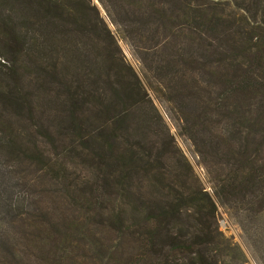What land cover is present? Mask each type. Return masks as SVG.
Instances as JSON below:
<instances>
[{
    "label": "rangeland",
    "instance_id": "374dc122",
    "mask_svg": "<svg viewBox=\"0 0 264 264\" xmlns=\"http://www.w3.org/2000/svg\"><path fill=\"white\" fill-rule=\"evenodd\" d=\"M59 1L0 0V264H128L147 227L155 231L148 252L153 260L264 264V213L252 223L245 212L219 206L192 147L175 127L177 117L196 121L195 143L205 150L211 139L216 146L223 137L218 133L224 134V127L249 109L246 105L238 112L223 99L216 81L220 76L214 73V68L221 69L210 55L213 47L190 33L196 28L193 15L182 24L186 17L176 2L132 0L165 19L148 33L149 40L159 41L160 54L182 46L185 54H196L199 48L210 58L193 66L201 71L197 79L186 78L184 102L171 105L173 112L145 86L134 49L117 38L98 0H85L89 8L83 14L81 5L55 8ZM103 1L114 19L123 18L121 0ZM188 1L192 7L203 6L209 16L216 1L226 17L246 8L253 11V0ZM46 8L52 9L48 16L23 22L22 17ZM15 22L20 23L6 28ZM133 41L148 47L138 37ZM130 104L140 106L138 119L149 146L119 141L51 154L38 138V112L44 111V121H54L73 108L107 112ZM250 110L256 119V111ZM224 139L225 134L217 151L223 159L234 160L239 142ZM134 154L176 162L188 182V194L169 197L149 214L126 211L119 163Z\"/></svg>",
    "mask_w": 264,
    "mask_h": 264
},
{
    "label": "trees",
    "instance_id": "16d2710c",
    "mask_svg": "<svg viewBox=\"0 0 264 264\" xmlns=\"http://www.w3.org/2000/svg\"><path fill=\"white\" fill-rule=\"evenodd\" d=\"M128 1L130 0H121L123 18L114 19L105 1L98 0L114 26L117 38L134 49L145 86L160 103L170 106L169 110L173 111L171 105L184 102L183 97L187 94L184 85L186 78L197 79L198 69L201 71V68L193 69V66L207 63L210 58L206 54L202 55L199 48L196 54H185L182 46L172 48L170 53L166 51L165 55L160 54L161 46L157 45L159 41L149 40L148 33L152 28L156 30L163 26L165 19L142 9L132 0L131 3ZM171 2H176L181 17H186L182 19L185 21L182 24H187L190 21L187 17L193 15L196 28L190 33L197 35L201 43L205 42L213 47L210 54L214 58L212 61L227 76L224 78L221 70L214 68V73L220 76L216 81L221 95H225L223 99L234 105L238 112L246 105L249 107L248 111L239 113L241 119H229L231 122L224 127V141L230 144L232 138H237L239 142L235 141V144L241 151H236L234 160L223 159L217 151L222 143L220 140L224 137L220 132L218 134L223 137L219 138L216 146V140L211 139L205 150L199 149L195 143L198 132L196 129L199 127L196 121L190 122L177 117L175 127L178 135L192 147L218 205L243 211L246 218L255 223L264 213V120L260 119L264 117V0L252 1V13L246 8L233 17L223 15L220 1L212 3L214 15L210 16L203 6L192 7L188 0ZM230 2L235 4L236 1ZM80 5L83 14L89 8L85 0H61L54 7L64 11ZM51 12V8H46L22 17V20L26 22L33 17H46ZM157 12L162 13L158 8ZM258 13L260 19H257ZM152 18L155 20L149 29L148 24ZM12 20L14 19H5V22ZM19 23L7 24L6 28L16 27ZM136 37L141 43L147 41L145 44L148 47H139L133 41ZM165 48L166 46L163 47V52ZM195 88L196 86L191 90ZM251 108L256 111V119L251 118ZM235 109L229 113L232 114ZM139 112L140 106L137 104L121 105L107 112L85 106L73 108L68 113H63L64 115L58 114L57 120L44 121L43 116L46 114L43 111L38 112L35 128L38 138L49 146L48 152L51 154H58L70 147L119 141L149 146L151 141L138 119ZM234 128H237V132H230ZM228 132L230 134L226 137ZM119 170L124 177L123 199L126 211L131 214L155 212L162 208L169 197L187 195L190 190L183 170L165 156L148 159L134 154L119 163ZM154 233L152 228L147 227L145 234L135 243L128 264H172L153 260L148 256Z\"/></svg>",
    "mask_w": 264,
    "mask_h": 264
}]
</instances>
